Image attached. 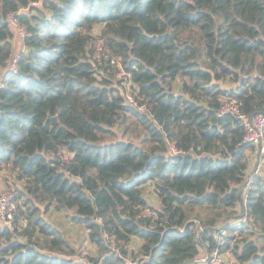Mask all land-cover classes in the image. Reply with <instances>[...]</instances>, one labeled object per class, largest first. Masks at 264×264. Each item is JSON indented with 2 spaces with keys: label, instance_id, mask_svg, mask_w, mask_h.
Returning a JSON list of instances; mask_svg holds the SVG:
<instances>
[{
  "label": "trees",
  "instance_id": "16d2710c",
  "mask_svg": "<svg viewBox=\"0 0 264 264\" xmlns=\"http://www.w3.org/2000/svg\"><path fill=\"white\" fill-rule=\"evenodd\" d=\"M224 97L264 115V0H0V174L16 204L0 264H198L220 236L237 264H264V157L249 174L255 146L219 117ZM52 211L98 254L80 259Z\"/></svg>",
  "mask_w": 264,
  "mask_h": 264
},
{
  "label": "built area",
  "instance_id": "2783aa9c",
  "mask_svg": "<svg viewBox=\"0 0 264 264\" xmlns=\"http://www.w3.org/2000/svg\"><path fill=\"white\" fill-rule=\"evenodd\" d=\"M25 10V9H22ZM9 22L13 27L16 38H25L28 35L27 27L20 23L18 18L10 14L8 16ZM96 56L100 57V53L105 51V57H109V53L104 49L103 40H99L97 44ZM111 64L117 69L116 75L118 78L122 79L126 85V102L137 107L140 111L146 112L147 107L145 104H140L133 94L132 90L134 84L132 82L131 73L126 69L124 63L115 57H110ZM17 59L13 60V67H15ZM234 115L238 119L242 120L245 128V141L255 146V154L259 155L262 159L264 157V115L254 114L249 117L241 109V104L236 98L224 97L221 100V105L219 109V117H224L226 115ZM174 152H178L176 149H172ZM70 158L69 153H63L62 161L67 162ZM260 167L258 166L255 173H260ZM251 184V182H250ZM16 211V204L14 202V194L8 189H0V225L1 226H11L14 221V215ZM151 214L150 211H148ZM239 226L240 223H235ZM235 235L239 234L238 230H235ZM225 235V232H223ZM226 245V240L222 236L218 238L217 246L210 251L208 261L204 264H237V260L233 256L231 250H224Z\"/></svg>",
  "mask_w": 264,
  "mask_h": 264
},
{
  "label": "rangeland",
  "instance_id": "374dc122",
  "mask_svg": "<svg viewBox=\"0 0 264 264\" xmlns=\"http://www.w3.org/2000/svg\"><path fill=\"white\" fill-rule=\"evenodd\" d=\"M95 33L99 36L101 29L97 27ZM123 131L124 134L131 136L136 143L142 144L143 148L146 150L150 152H156L158 150L157 145L149 141L146 131L134 118H128L127 122L124 124ZM123 139H126V137H123ZM5 184V180L0 174V189H5ZM150 195L156 201L153 193H150ZM83 211L85 213H92L89 209L87 212L86 210ZM48 221L63 231L70 245L80 253L78 256L80 259L85 258L86 255L98 254L96 245L90 240L87 228L72 221L66 212L56 213L52 211ZM132 250H138V240L133 242Z\"/></svg>",
  "mask_w": 264,
  "mask_h": 264
},
{
  "label": "crops",
  "instance_id": "0c3cea01",
  "mask_svg": "<svg viewBox=\"0 0 264 264\" xmlns=\"http://www.w3.org/2000/svg\"><path fill=\"white\" fill-rule=\"evenodd\" d=\"M250 164H249V174H252L256 171L257 167H261L262 168V158L255 154V153H251L250 158H249ZM140 241H138V246H139Z\"/></svg>",
  "mask_w": 264,
  "mask_h": 264
},
{
  "label": "water",
  "instance_id": "95a60500",
  "mask_svg": "<svg viewBox=\"0 0 264 264\" xmlns=\"http://www.w3.org/2000/svg\"><path fill=\"white\" fill-rule=\"evenodd\" d=\"M50 119H53L51 117H49ZM55 118V117H54ZM56 119V118H55ZM204 250H205V256L204 257H201L199 259H196L194 262L195 263H198V264H204L208 261V258H209V255H210V250L206 247V246H203ZM184 264H187V262H185Z\"/></svg>",
  "mask_w": 264,
  "mask_h": 264
}]
</instances>
